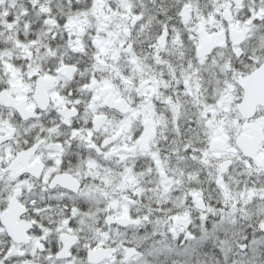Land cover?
Wrapping results in <instances>:
<instances>
[{
	"label": "snow or ice",
	"instance_id": "6c2138e0",
	"mask_svg": "<svg viewBox=\"0 0 264 264\" xmlns=\"http://www.w3.org/2000/svg\"><path fill=\"white\" fill-rule=\"evenodd\" d=\"M0 264H264V0H0Z\"/></svg>",
	"mask_w": 264,
	"mask_h": 264
}]
</instances>
